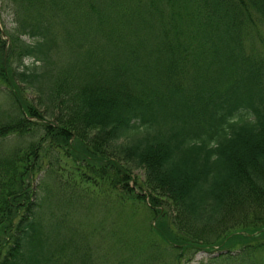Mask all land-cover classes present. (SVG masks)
I'll use <instances>...</instances> for the list:
<instances>
[{
    "label": "trees",
    "instance_id": "trees-1",
    "mask_svg": "<svg viewBox=\"0 0 264 264\" xmlns=\"http://www.w3.org/2000/svg\"><path fill=\"white\" fill-rule=\"evenodd\" d=\"M0 2V264H110L80 207L124 232L146 197L152 254L119 264H264V0Z\"/></svg>",
    "mask_w": 264,
    "mask_h": 264
},
{
    "label": "rangeland",
    "instance_id": "rangeland-1",
    "mask_svg": "<svg viewBox=\"0 0 264 264\" xmlns=\"http://www.w3.org/2000/svg\"><path fill=\"white\" fill-rule=\"evenodd\" d=\"M1 6L2 3L0 2V27L3 33H6V31L11 30V28L14 26V23L12 17L7 12L3 11L1 9ZM258 27L264 26L261 23H258ZM5 38L6 37H4V39ZM256 43L261 45V42L258 39L256 40ZM6 144H11V141H7ZM63 160L66 159L63 158ZM67 161H69V163L71 162L69 159ZM135 177H138V179L144 178L143 172L141 170H136ZM132 184L135 186V180H132ZM86 200L88 203L91 202L89 199ZM104 203L108 205L109 210L105 207V205H100L99 203H96L94 207L92 206L91 208L84 209L83 207H80L81 215H79V218H83V220L86 222L87 227L83 222H81L80 229L77 230V232L72 236V239L77 242L85 240V243L88 244L91 241L99 244V246H97L92 242L95 248H101L102 252H108L107 258L109 259V261L107 262L110 264H119L122 259H124V262H130L136 259L140 254L143 257L150 256L152 254V250L147 248L143 249L142 246L138 247L135 244H138L140 237H142L140 235L144 234L143 229L149 222L150 214L154 213L153 211H151V199L149 197H146L144 202L138 204L140 207L127 211L128 225L125 226L124 232H119L118 229L111 232L112 225L115 219H118L117 211L112 199H104ZM158 207L162 208L164 213L169 210L166 202L165 205H159ZM169 212H171V210H169ZM257 216H261V213L246 216V212L240 210L228 215V219L248 220L251 217ZM171 221L172 220L169 218L167 220H162L161 228H163L166 233H170L172 231ZM87 222L94 226L90 228ZM68 223H71L72 225L74 223L78 224L77 214L69 219ZM222 224L225 225L226 220L222 222ZM64 233L67 237H70L72 235L71 231L69 230H65ZM223 233L225 234L226 230L218 232L217 229L216 232L214 230H209V232L207 231L203 234L199 233L197 234V236L202 240V242H214L218 240ZM129 236L134 239L132 241L128 240L127 237ZM125 240L128 243H123V241ZM224 249H226V247L218 246L215 250L216 252H218L219 250L225 251ZM110 250H112V253H110ZM165 252L166 258L164 259V264H202L203 262L207 263L209 258L211 257L210 253H208L204 249H201L198 253H196L191 262L187 263V257L182 258L181 261H179L176 255L178 251L172 247L171 243L167 244ZM256 257L259 262H262L264 260V254L262 256L261 249L256 252Z\"/></svg>",
    "mask_w": 264,
    "mask_h": 264
}]
</instances>
